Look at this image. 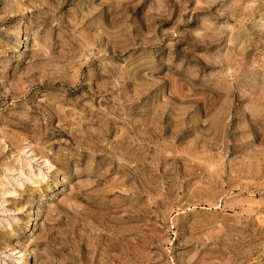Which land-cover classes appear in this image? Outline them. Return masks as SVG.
Wrapping results in <instances>:
<instances>
[{
    "label": "rangeland",
    "instance_id": "1",
    "mask_svg": "<svg viewBox=\"0 0 264 264\" xmlns=\"http://www.w3.org/2000/svg\"><path fill=\"white\" fill-rule=\"evenodd\" d=\"M0 264H264V0H0Z\"/></svg>",
    "mask_w": 264,
    "mask_h": 264
}]
</instances>
